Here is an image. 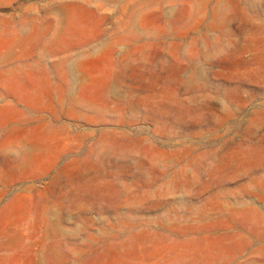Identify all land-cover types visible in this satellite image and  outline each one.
<instances>
[{"label": "rangeland", "instance_id": "1", "mask_svg": "<svg viewBox=\"0 0 264 264\" xmlns=\"http://www.w3.org/2000/svg\"><path fill=\"white\" fill-rule=\"evenodd\" d=\"M0 264H264V0H0Z\"/></svg>", "mask_w": 264, "mask_h": 264}]
</instances>
